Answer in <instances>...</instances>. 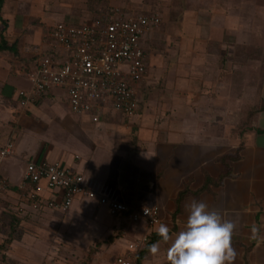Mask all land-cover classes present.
Segmentation results:
<instances>
[{
  "label": "crops",
  "instance_id": "obj_1",
  "mask_svg": "<svg viewBox=\"0 0 264 264\" xmlns=\"http://www.w3.org/2000/svg\"><path fill=\"white\" fill-rule=\"evenodd\" d=\"M212 1L215 9L210 29L221 35L214 41L219 44L218 51L203 61L205 75L210 64L209 102L203 99L202 95L208 96L203 93L186 94V101L181 98L183 94L167 98L163 111L168 117L136 151L124 139L107 135L111 126L104 117L109 113L122 115L110 104L100 111L99 121H94L89 114L72 112L64 88H52L33 100L18 92L30 88L27 72L37 65L46 48L45 36L56 23L106 22L111 17L87 19L81 9H75L56 13V23L43 25L41 20L35 21L41 14L28 7L27 0H3L0 44L7 42L16 47V52L9 49L0 52V145L13 140L15 150L0 161V177L6 184L0 203V241L5 236L4 242L12 231L11 225L5 224V212L9 208L55 211L47 207L37 209L25 194L21 197L27 165L32 161H47L73 168L84 176L88 188L108 197L134 207L160 205L161 223L170 228L173 237L184 227L188 216L186 206L193 200L203 201L209 210L219 211L225 219L237 222L233 247L238 255L234 264H264V243L258 246L249 239L252 226L264 235V52L255 62V67L262 64L263 69L256 73L255 81L246 68L250 62L248 55L244 57L248 63L245 61L246 66L241 68L240 82H235V63L223 50L237 44L247 49L252 45L264 49V25H256L253 20L257 9L262 15L264 5L262 9L251 0ZM185 20L183 24H188ZM238 32L242 33L241 40L234 38L236 34L239 36ZM250 34L257 35L258 40L252 38V42ZM140 83L136 86L138 100ZM240 125L246 127L242 134L235 132ZM58 127L76 133L85 142L86 164L81 163L84 156L78 149L69 155L60 146ZM101 149L107 150L109 163L100 159L96 166L95 152ZM40 185L42 198L49 196L51 191L46 182ZM79 209L92 218L88 226L96 231L112 228L116 219L134 224L133 232L138 239L146 236V242L153 238L154 243L160 244L159 254L153 256L149 252L143 263L168 264L169 244L157 233L161 223L149 226L143 221H130L126 215L113 216L105 205L87 197H77L68 212L75 215ZM21 223L18 217L15 224Z\"/></svg>",
  "mask_w": 264,
  "mask_h": 264
},
{
  "label": "rangeland",
  "instance_id": "obj_2",
  "mask_svg": "<svg viewBox=\"0 0 264 264\" xmlns=\"http://www.w3.org/2000/svg\"><path fill=\"white\" fill-rule=\"evenodd\" d=\"M251 2L261 8L264 5V0ZM26 5L39 11L41 16L35 21L41 20L43 25L56 23L58 21L55 19L56 13L73 12L75 9L76 11L81 9L87 19L100 16L160 15V24L143 37V46L148 57V72L138 91V113L131 117L109 113L104 117L111 126L107 129V135L124 139L125 143H130L129 147L133 150H140L141 143L152 134L153 129L163 125L165 117H168V113L163 111L167 98L183 94L181 98L185 100L186 94L199 96L203 93L208 95L207 97L202 95L203 99L209 102L210 64L206 68L208 75H205L203 61L218 51L219 44L216 45L215 42L216 37L221 35V32L210 29L215 9L212 0H27ZM256 11L253 20H256V25H264V12L261 10L262 15H259L258 9ZM185 12L188 13L187 17ZM186 18L188 24H183ZM185 28L190 30L185 32L183 31ZM238 33L239 36L236 34L234 38L238 37L241 40L242 33ZM250 37L251 40L252 38L254 41L258 40L255 34H250ZM223 50L235 63V82H240L241 68L246 66L244 57L248 55L250 62L246 61L248 63L246 68L251 71L249 77L252 81H255L259 70L262 72V64L260 68L258 65L255 67V62L262 56L263 48L252 45L247 49L237 44L235 48L228 47ZM225 61H228L227 58ZM169 94L171 95L168 96ZM245 128L240 125L235 128V132L242 134ZM57 130L60 135V146L67 150L69 155H74L78 149L84 156L81 163L86 164L85 142L72 131V133L65 131L61 127ZM106 152V149L95 152L94 157L98 160L96 166L101 162L100 159L109 163ZM23 194L27 197L25 190L21 189V197ZM19 203L17 205L20 206ZM144 206L146 205L140 204L138 207ZM17 207L9 208V211L5 212L7 218L5 224L11 225L14 236H23L11 246H8L6 241L3 242L5 236L2 237L0 264H117L119 257L130 254L129 244L139 240L133 232L135 225L125 219H116L117 222L112 228L100 232L88 226L92 218L81 209L75 215H71L68 210L44 212L27 208L20 211ZM18 217L22 221L21 224H15ZM137 252L134 253L133 260Z\"/></svg>",
  "mask_w": 264,
  "mask_h": 264
},
{
  "label": "built area",
  "instance_id": "obj_3",
  "mask_svg": "<svg viewBox=\"0 0 264 264\" xmlns=\"http://www.w3.org/2000/svg\"><path fill=\"white\" fill-rule=\"evenodd\" d=\"M160 22L158 14H141L111 17L106 22L56 23L45 36L46 48L37 65L27 72L30 88L20 89L19 95L33 100L47 90L61 87L76 115L89 114L99 121L100 111L109 104L126 117L136 115V86L144 79L148 66L143 37ZM14 150L13 140L0 145V161ZM42 181L51 191L45 198L40 194ZM21 188L37 209L66 211L77 197H87L105 205L113 216L126 215L130 221H143L149 226L161 223L160 205L140 208L108 197L88 188L81 173L57 162H30ZM5 189L0 177V202ZM146 240L144 236L130 243V254L119 257L117 264H134L132 257Z\"/></svg>",
  "mask_w": 264,
  "mask_h": 264
},
{
  "label": "clouds",
  "instance_id": "obj_4",
  "mask_svg": "<svg viewBox=\"0 0 264 264\" xmlns=\"http://www.w3.org/2000/svg\"><path fill=\"white\" fill-rule=\"evenodd\" d=\"M186 207V222L175 237L170 235L166 224L161 223L157 229L162 241L169 244L168 264H234L238 255L233 247L237 222L225 219L219 211L209 210L203 201L193 200ZM249 239L258 246L264 243V235L256 226H252ZM150 252L153 256L159 254V242L151 245Z\"/></svg>",
  "mask_w": 264,
  "mask_h": 264
},
{
  "label": "trees",
  "instance_id": "obj_5",
  "mask_svg": "<svg viewBox=\"0 0 264 264\" xmlns=\"http://www.w3.org/2000/svg\"><path fill=\"white\" fill-rule=\"evenodd\" d=\"M2 4H3V0H0V12H1V8H2ZM5 49H9V50H11L13 52H16V47L13 46V45H8L7 42H4V43L0 44V52L3 51V50H5ZM15 238H16V236H14L13 231H11L9 233V235H8V238L5 240L6 243L9 244L8 246H10V244L14 241ZM154 242H155V239H153V238H151L150 240H148L147 242H145V244L141 248V250H139L135 254L134 264H144L143 263V260L149 254L150 247H151L152 244H154Z\"/></svg>",
  "mask_w": 264,
  "mask_h": 264
}]
</instances>
